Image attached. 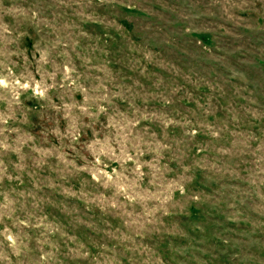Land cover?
<instances>
[{
	"label": "rangeland",
	"instance_id": "obj_1",
	"mask_svg": "<svg viewBox=\"0 0 264 264\" xmlns=\"http://www.w3.org/2000/svg\"><path fill=\"white\" fill-rule=\"evenodd\" d=\"M0 264H264V0H0Z\"/></svg>",
	"mask_w": 264,
	"mask_h": 264
},
{
	"label": "trees",
	"instance_id": "obj_2",
	"mask_svg": "<svg viewBox=\"0 0 264 264\" xmlns=\"http://www.w3.org/2000/svg\"><path fill=\"white\" fill-rule=\"evenodd\" d=\"M162 30V28H161ZM114 40H117V37H112ZM200 39H202V41L206 44H209L211 42V39H214V36L211 33H203L200 35ZM157 53L161 54V48H156L155 50ZM184 56V55H183ZM168 66L165 64L164 68H167ZM111 90H114L115 87L111 84ZM122 101H125V99H121Z\"/></svg>",
	"mask_w": 264,
	"mask_h": 264
}]
</instances>
